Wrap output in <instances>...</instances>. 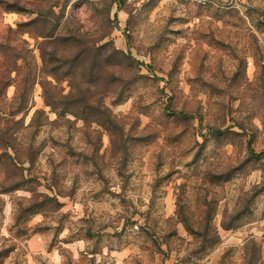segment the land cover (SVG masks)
<instances>
[{
  "label": "rangeland",
  "instance_id": "374dc122",
  "mask_svg": "<svg viewBox=\"0 0 264 264\" xmlns=\"http://www.w3.org/2000/svg\"><path fill=\"white\" fill-rule=\"evenodd\" d=\"M0 264H264V0H0Z\"/></svg>",
  "mask_w": 264,
  "mask_h": 264
},
{
  "label": "built area",
  "instance_id": "2783aa9c",
  "mask_svg": "<svg viewBox=\"0 0 264 264\" xmlns=\"http://www.w3.org/2000/svg\"><path fill=\"white\" fill-rule=\"evenodd\" d=\"M130 2L135 0H129ZM181 4H194L201 7H214L218 6V0H176Z\"/></svg>",
  "mask_w": 264,
  "mask_h": 264
}]
</instances>
